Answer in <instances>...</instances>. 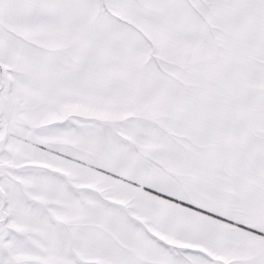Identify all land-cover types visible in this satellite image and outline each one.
<instances>
[{
    "label": "snow or ice",
    "instance_id": "snow-or-ice-1",
    "mask_svg": "<svg viewBox=\"0 0 264 264\" xmlns=\"http://www.w3.org/2000/svg\"><path fill=\"white\" fill-rule=\"evenodd\" d=\"M0 264H264V0H0Z\"/></svg>",
    "mask_w": 264,
    "mask_h": 264
}]
</instances>
